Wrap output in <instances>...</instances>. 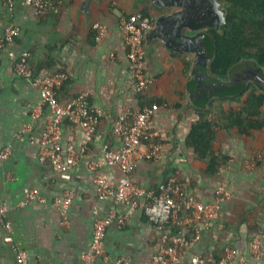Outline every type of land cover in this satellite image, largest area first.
Returning <instances> with one entry per match:
<instances>
[{
  "label": "crops",
  "instance_id": "1",
  "mask_svg": "<svg viewBox=\"0 0 264 264\" xmlns=\"http://www.w3.org/2000/svg\"><path fill=\"white\" fill-rule=\"evenodd\" d=\"M49 1L54 9L39 19L24 0H14L12 9L0 0V39L8 26L19 27L8 49L17 55L29 51V63L38 76L65 71L69 79L60 100L87 93L89 105L102 117L92 137L80 126L63 124V144L72 143L77 151L85 146L86 152L71 169L70 178L61 177L38 158L49 114L44 110L34 116L39 91L15 73L6 52L0 54V152L10 150L6 159L0 158V205L7 207L5 220L12 225L14 242L26 249L28 264H80L83 251L92 242L95 222L111 213L125 217L126 222L108 228L106 252L95 264H117L119 260L152 264L160 235L144 213V201L135 207L112 197L100 200L94 184L97 175H105L115 184L124 176L120 167L104 163V146L120 148L114 120L124 116L131 123L133 114L147 106L143 105L145 98L156 106L151 130L156 133L154 141L161 144V159L139 160L131 174L133 182L156 188L175 175L187 194L204 203L215 201L224 181L231 193L221 205L220 217L202 226L199 241L186 251L180 264H189L195 255L215 264L226 247L249 264H264V257L256 259L251 248L253 239L264 231V129L245 136L236 129L218 128L215 150L229 161L217 173L208 174L207 162L197 159L194 148L187 144L198 116L190 112L195 86L190 94L193 85L181 57L186 54L168 51L159 40L150 43L145 67L156 82L144 95L137 94L130 74L119 18L143 10L156 19L160 12L147 0H100L92 6L91 22L87 23L77 13L81 0ZM96 21L106 27L99 42L91 28ZM186 57L192 61L191 56ZM27 126L31 130L19 139L17 135ZM27 188L38 189L47 201L21 205ZM66 191H72L74 198L67 223H63L54 200ZM6 234L0 218V264H20L12 244L4 240Z\"/></svg>",
  "mask_w": 264,
  "mask_h": 264
},
{
  "label": "built area",
  "instance_id": "2",
  "mask_svg": "<svg viewBox=\"0 0 264 264\" xmlns=\"http://www.w3.org/2000/svg\"><path fill=\"white\" fill-rule=\"evenodd\" d=\"M13 1L3 0L10 9L13 7ZM24 4L32 7L39 19L54 9L49 0H24ZM154 23L155 17L145 14L142 10L121 15L119 18V29L126 48L130 74L138 95H144L156 82L155 77L150 75L145 67L147 54L144 39L145 34L152 29ZM91 28L95 40L101 41L105 36V25L96 21ZM19 32L20 28L15 25H10L5 29L4 36L0 39V54L6 52L13 61L15 73L19 77L31 81L38 89L40 102L33 111L34 116H40L44 110L49 113L39 141V161L49 163L56 173L69 179L71 169L77 164L80 155L86 152V147L77 151L72 143L64 145L62 142L63 124L67 122L80 126L88 137H92L97 133L102 114L89 105L87 93H80L65 101L60 100L59 93L69 79L65 71L60 70L46 76H38L29 63L31 57L29 51H22L20 55H17L13 50H9L8 46L14 42ZM155 110V105L140 108L133 114L131 123H128L127 117L124 116H119L114 120L113 131L120 138L121 146L114 149L105 145L104 163L108 166L120 167L124 176L115 184L107 176L97 175L94 178V184L100 200L112 197L118 203L135 207L143 200L144 213L160 235L159 249L153 255L152 264H180L186 251L199 241L202 226L220 217L221 205L230 197L231 193L224 181L217 189L215 201L204 203L195 195L187 194L184 184L175 175L168 176L156 188H145L133 182L131 174L139 160L159 161L161 159V144L154 141L156 133L151 130V121ZM30 130L31 127H25L17 137L24 139V134ZM143 144L144 149H141ZM9 154L10 150L7 147L0 152V158L6 159ZM24 194L25 198L20 203L21 205L34 201L41 203L47 201L36 188H27ZM73 198L74 193L66 191L54 200V205L63 217V223H67L68 211ZM6 212L7 207L0 205V218L7 232L4 240L12 244L18 263L28 264L26 249L13 240L12 225L5 220ZM125 222V217L115 213L97 219L93 229L92 242L83 251L80 264H95L106 252L108 228L113 224L122 227ZM190 229L194 231L193 237L189 236ZM251 248L256 259L264 257V231L253 239ZM117 264L126 263L119 260ZM189 264L212 263L203 256L195 255L190 259ZM215 264H249V262L242 257L237 258L233 249L226 247L221 259Z\"/></svg>",
  "mask_w": 264,
  "mask_h": 264
},
{
  "label": "trees",
  "instance_id": "3",
  "mask_svg": "<svg viewBox=\"0 0 264 264\" xmlns=\"http://www.w3.org/2000/svg\"><path fill=\"white\" fill-rule=\"evenodd\" d=\"M224 1L227 14L221 30L207 29L203 35L213 58L212 73L227 79L230 71L247 59H255L264 66V0ZM181 57L193 85L191 94L195 86L192 64L186 55ZM143 105L153 106L146 98ZM190 112L198 119L192 125L187 144L194 148L197 159L207 162L206 172L215 174L229 161L228 156L215 150L217 129H236L245 136L263 130L264 91L254 83L215 89L196 99ZM189 236H194L192 229Z\"/></svg>",
  "mask_w": 264,
  "mask_h": 264
},
{
  "label": "water",
  "instance_id": "4",
  "mask_svg": "<svg viewBox=\"0 0 264 264\" xmlns=\"http://www.w3.org/2000/svg\"><path fill=\"white\" fill-rule=\"evenodd\" d=\"M100 0H81L77 10L87 23L91 22V8ZM160 13L144 36L146 54L150 43L159 40L164 47L179 54L191 56L195 91L190 101L201 99L204 93L229 88L237 83H254L264 91V66L255 59H247L230 71L227 79L211 71L213 58L204 38L207 29L221 30L225 23L227 6L224 0H147Z\"/></svg>",
  "mask_w": 264,
  "mask_h": 264
}]
</instances>
